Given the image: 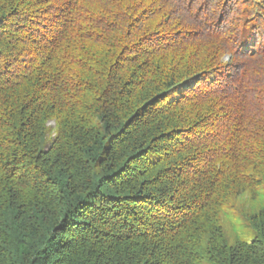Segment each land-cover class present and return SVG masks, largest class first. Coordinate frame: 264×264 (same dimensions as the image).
Segmentation results:
<instances>
[{
	"label": "trees",
	"instance_id": "trees-1",
	"mask_svg": "<svg viewBox=\"0 0 264 264\" xmlns=\"http://www.w3.org/2000/svg\"><path fill=\"white\" fill-rule=\"evenodd\" d=\"M245 193L264 0H0V264H264Z\"/></svg>",
	"mask_w": 264,
	"mask_h": 264
},
{
	"label": "rangeland",
	"instance_id": "rangeland-1",
	"mask_svg": "<svg viewBox=\"0 0 264 264\" xmlns=\"http://www.w3.org/2000/svg\"><path fill=\"white\" fill-rule=\"evenodd\" d=\"M262 204H264V198H259L258 201L253 202L248 193L243 194V196H240V198L236 200L237 206H245L249 209H252V207H258V205ZM223 225L226 227L229 237L236 233L245 235L241 219L235 211L230 210V212H228L227 215L223 217Z\"/></svg>",
	"mask_w": 264,
	"mask_h": 264
}]
</instances>
